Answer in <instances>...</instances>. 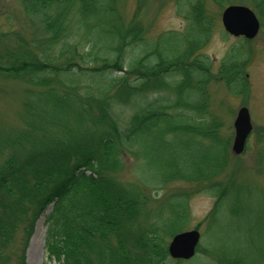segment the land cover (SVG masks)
<instances>
[{
    "label": "trees",
    "instance_id": "1",
    "mask_svg": "<svg viewBox=\"0 0 264 264\" xmlns=\"http://www.w3.org/2000/svg\"><path fill=\"white\" fill-rule=\"evenodd\" d=\"M211 1L222 7L232 3ZM20 2L28 15L39 18L45 33L35 40V49L29 43L0 47V75L31 86L24 91L22 127L0 131V203L9 212L0 216V264L11 260L7 248L20 220L26 219V239L17 253L18 264H25L34 223L49 206L45 247L51 260L169 264L162 233L178 231L187 219L185 208L157 210L164 226L160 219L148 226V185L142 181L136 186L118 173L128 157L151 164L159 171L157 178L167 182L206 179L223 171L229 139L221 136L214 120L207 122L199 113L207 109L208 67L195 53L216 26L207 0H184L187 30L162 35L153 45L117 0ZM250 2L264 14V0ZM231 60L222 64L225 75ZM177 72L184 75L171 83L177 92L172 105L164 98L139 105L120 122L118 110ZM197 138L221 139L223 154L217 152L198 166L181 142Z\"/></svg>",
    "mask_w": 264,
    "mask_h": 264
},
{
    "label": "rangeland",
    "instance_id": "2",
    "mask_svg": "<svg viewBox=\"0 0 264 264\" xmlns=\"http://www.w3.org/2000/svg\"><path fill=\"white\" fill-rule=\"evenodd\" d=\"M231 2L246 4L254 9L261 22L259 34L253 39L228 34L221 18L224 7L207 0L208 13L215 17L216 26L209 32L205 46L195 53L206 60L208 67L205 74L208 76L205 83L207 109L198 112L207 122L214 120L221 136L229 139V153L227 160L223 161V171L206 179H172L167 182L157 178L159 171H155L151 164L138 163L137 158L128 157L118 173L122 180L132 181L136 186L143 182L148 185L146 193L150 198L146 200L144 209L147 223L160 219V226H164L162 219L155 216L156 211L162 209L169 212L176 206H182L187 219L177 226L178 230L196 227L201 230L202 237L194 262L170 260L169 264H233L229 257L237 260L235 264H264V14L250 0ZM116 3L126 18L133 19L135 16L134 19L140 22L139 31L146 32L149 45L162 35L187 30V5L184 0H117ZM44 33L39 18L28 15L20 0H0V47H21L29 43L35 49V40ZM136 52L141 56L145 53L139 48ZM235 53L242 57L240 61L231 60ZM230 60L231 69L225 75L221 67ZM182 75L177 72L166 76L156 89H147L144 97L140 96L136 102L118 110L120 122L126 121L139 105L154 103L161 98L165 99V104L172 105L177 92L171 83L180 81ZM232 81H237L239 85L234 82L232 87ZM28 87L31 86L21 79L0 75V131L7 133L22 127L24 91ZM242 106L249 107L254 128L245 152L236 155L232 150L236 134L234 122ZM181 142L190 148L189 152L194 153L198 166L225 150L224 141L216 138ZM167 148L170 146L167 145ZM214 182L218 183L219 189L212 188ZM223 189L227 192L225 196L220 191ZM48 212L49 209L34 223L25 248V264H60L56 259H49L45 249ZM8 214L0 203V216L7 217ZM27 224L28 220H20L14 240L7 248L11 260L5 264H18L17 253L24 246ZM162 235L167 238L168 244L172 234L166 232Z\"/></svg>",
    "mask_w": 264,
    "mask_h": 264
},
{
    "label": "water",
    "instance_id": "3",
    "mask_svg": "<svg viewBox=\"0 0 264 264\" xmlns=\"http://www.w3.org/2000/svg\"><path fill=\"white\" fill-rule=\"evenodd\" d=\"M223 22L226 29L235 35L255 37L260 29V22L254 11L245 5H230L223 11ZM236 136L233 150L240 154L244 151L249 133L253 129L251 116L247 107H242L235 121ZM200 241V232L197 229L176 234L169 251L175 258H191L196 253Z\"/></svg>",
    "mask_w": 264,
    "mask_h": 264
}]
</instances>
